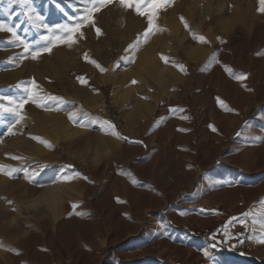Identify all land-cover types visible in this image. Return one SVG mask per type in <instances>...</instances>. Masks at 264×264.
I'll return each instance as SVG.
<instances>
[{
    "label": "rangeland",
    "instance_id": "374dc122",
    "mask_svg": "<svg viewBox=\"0 0 264 264\" xmlns=\"http://www.w3.org/2000/svg\"><path fill=\"white\" fill-rule=\"evenodd\" d=\"M186 1L170 0L158 10L156 28L135 37L134 28L147 29L146 17L135 10L138 0H128L131 8L120 0L103 5L100 0H32L28 10L21 8L22 0H0V24L15 33L0 31V74L11 72L0 81V148L6 151L0 164L6 165L4 176L27 193L23 201L45 199L55 209L52 241L66 251V264H264V11L258 10L259 0ZM216 7L225 16L220 21L232 20L238 31L230 39L219 32L222 47L210 53L208 63L192 62L179 51L174 63L191 84L184 99L183 84L166 81L162 92L149 87L148 97L132 105L127 90L137 84L124 83L123 73L135 70V81L153 79V63L167 59L171 41L178 45L176 32L185 33L191 46L207 44L210 35L199 21L207 22L211 14L219 31ZM166 11L174 12L171 23L162 17ZM112 13L121 17L117 28L129 31L121 49ZM57 25L78 28L71 45L56 39L66 35ZM83 32L86 42L79 43ZM106 32L108 44L100 40ZM107 46L113 54L109 59ZM33 52L39 53L35 59ZM223 78L229 79L222 93L214 87ZM81 89L90 94L81 95ZM215 106L222 115H216ZM177 113L192 121L194 150L185 136L175 139ZM203 124L213 125L214 145L235 126L210 164L202 162L213 156L214 146L199 151ZM155 132L167 138L163 145L145 141ZM103 232L112 234L110 245L100 242ZM82 233L95 237L99 248L86 245Z\"/></svg>",
    "mask_w": 264,
    "mask_h": 264
},
{
    "label": "bare ground",
    "instance_id": "6f19581e",
    "mask_svg": "<svg viewBox=\"0 0 264 264\" xmlns=\"http://www.w3.org/2000/svg\"><path fill=\"white\" fill-rule=\"evenodd\" d=\"M176 1V0H174ZM184 1V0H182ZM188 3H189V0H187ZM186 1V2H187ZM32 3V0H22L21 2V8H27L30 9V5ZM193 3V1H192ZM187 4V3H186ZM220 8V7H219ZM218 7H216V13L218 15V18H222L221 16H223L222 19H224V15H220V9ZM206 10V9H205ZM222 10V9H221ZM161 11H163L161 9ZM204 12V11H203ZM207 12V10H206ZM110 13V12H109ZM122 13V12H121ZM120 13V14H121ZM126 13V12H125ZM160 11L157 12V17L160 15ZM169 12L166 11V13H162V17L164 18L165 17V22L166 23H171V21H173V18L175 17L174 16V12ZM110 15V14H109ZM116 20V24L114 25L115 29L113 28V30H115V36L117 37V46L118 49H121L124 45H125V42L128 40V37L129 36V31H125L123 29H118L117 26L119 24V22L121 21V17L119 16V14L117 13H112L111 14ZM241 15V14H240ZM156 17V18H157ZM213 17L211 14L209 15L208 14V19H207V22H204V21H199V23L201 24H204L205 23V26H203L204 30L207 29L206 31V34L210 37V40H208V43L205 44V45H197V46H191L190 43H187L188 41L185 39L186 37V34L184 33L182 35V33H178L176 32L177 34L175 35V39L177 42H178V45L174 44L173 41L172 42V45H168L171 47L170 49V52L167 54L168 57L167 59L165 60H162V61H155V63H153V66H152V72L154 73V76H153V79H144L143 81L138 79L137 81H135V75L137 73H135V70L134 71H131V72H126V73H123V82L124 83H132V84H137V87L135 90H133L134 88L130 87L128 90H127V94H128V98L130 99V101H132V105L136 106V105H140L141 101L143 100L144 101V98L142 99V97L146 94L149 93V89L153 86H156V89L159 92H162L165 88V84H166V81H172L174 83H176V85L178 83H181L183 84V93L181 92V95L182 98L184 99L185 97V91L186 89L191 85L190 84V79H187L186 81H184V78L182 77V68L181 70L179 69L180 67H177L174 63L179 51H182L188 58V60L192 61V62H198L201 61L202 62H206L208 63L207 61H211L210 60V53L213 51H216L218 50L219 48L222 47V43H219V32L221 33H225L226 37L227 38H232L231 35L234 33V32H237L238 31V26L237 25H234L233 23H231V21L227 20H224L226 21L225 23L226 24H223L221 21L222 19L219 18V21L222 23L219 24V22L217 24H219V31H217V26L215 25L214 21H213ZM97 18V17H96ZM107 18V17H106ZM176 18V17H175ZM207 18V17H206ZM215 18V17H214ZM217 18V17H216ZM217 18V19H218ZM102 19V18H101ZM205 19V18H204ZM216 19V20H217ZM233 19V18H232ZM253 19V18H252ZM203 20V19H202ZM206 20V19H205ZM96 21V20H95ZM94 21V22H95ZM99 22V21H98ZM101 22V21H100ZM216 22V21H215ZM234 22V21H233ZM84 23V22H83ZM82 23V24H83ZM128 23V22H127ZM235 23V22H234ZM90 24V23H89ZM98 24V23H97ZM236 24V23H235ZM211 25L213 26V30L210 31L209 30V27H211ZM90 26V25H89ZM97 26V25H96ZM127 26V25H126ZM202 27V26H201ZM83 28V26H82ZM100 28V27H99ZM212 28V27H211ZM240 28V27H239ZM94 30V27L92 28ZM97 29V28H95ZM201 29V28H200ZM203 29L201 30L203 32ZM81 30V29H80ZM103 30V29H101ZM86 31V30H85ZM89 31V30H88ZM146 31V25L140 27V28H134V30L132 31L135 35V37H137V35H142L144 34ZM186 31V30H185ZM90 32V31H89ZM93 32V31H92ZM95 32V30H94ZM101 32V31H100ZM214 32V34H212ZM80 33V32H79ZM98 35H100L99 33H97ZM108 32L102 35H104L102 38H100V40L102 41V43L107 44L109 43V38H108ZM175 34V33H174ZM80 35V34H79ZM78 35V36H79ZM90 35V33H89ZM168 35V34H167ZM173 35V34H172ZM86 32H83V34L80 36V39H79V43H84L86 42L85 39H86ZM101 36V35H100ZM189 37V36H188ZM209 37H207L209 39ZM93 38V37H92ZM174 38V37H173ZM99 39V38H97ZM78 40V37L77 39ZM191 40V39H190ZM92 41V39H91ZM98 40H96L97 42ZM186 41V42H185ZM94 42V40H93ZM201 42V41H200ZM92 43V42H91ZM130 43V42H129ZM138 43H139V40H138ZM78 44V43H77ZM86 44V43H85ZM84 44V45H85ZM99 44V42L97 43ZM81 45V44H80ZM136 45V44H135ZM93 46H95L93 44ZM103 47V45H101ZM129 46V44H128ZM127 46V47H128ZM166 45V47H168ZM100 47V46H99ZM126 47V48H127ZM136 47V46H134ZM168 47V48H170ZM100 49V48H99ZM103 49V48H101ZM137 49V48H136ZM139 49V48H138ZM125 50V49H124ZM123 50V51H124ZM143 50V49H142ZM169 50V49H168ZM167 50V51H168ZM74 51V50H73ZM140 51V50H139ZM101 52V51H100ZM129 52V50H128ZM146 52V51H143V53ZM142 52H140L141 54ZM4 54V53H3ZM126 54V53H125ZM153 54V52H152ZM212 54V53H211ZM101 55V54H100ZM112 49L110 48V46H107L106 48V58L109 59L111 56H112ZM119 56V55H118ZM123 56V55H122ZM127 56V55H126ZM128 57V56H127ZM7 58V57H6ZM162 58V57H161ZM105 59V57H104ZM103 59V60H104ZM141 59V58H140ZM143 59V58H142ZM153 59V58H152ZM112 60V58H111ZM187 60V61H188ZM144 61V60H143ZM142 61V63H143ZM177 61V60H176ZM107 62V60L105 61ZM154 62V61H153ZM177 63V62H176ZM108 64V63H107ZM147 64V63H146ZM202 64H205V63H202ZM235 65V64H234ZM146 66V65H144ZM236 66V65H235ZM135 67V66H134ZM226 67V66H225ZM139 69V68H138ZM147 69V68H145ZM143 70V69H142ZM8 71V70H7ZM3 72L0 74V81L3 82V79L9 77L10 73L11 72ZM14 73V72H13ZM186 73V72H185ZM184 74V72H183ZM142 75V74H141ZM185 76V75H184ZM192 76V75H191ZM190 76V77H191ZM12 77V75H11ZM189 77V76H188ZM112 78V77H111ZM113 79V78H112ZM229 79V78H223L222 81H219L216 85H215V90L216 91H219V92H222V89L225 88L224 87V83L225 81ZM111 80V79H110ZM114 81V80H113ZM102 82V81H100ZM228 82V81H227ZM120 83V82H119ZM124 83H122L124 85ZM121 84V83H120ZM172 84V83H171ZM233 84V83H232ZM214 85V84H212ZM234 85V84H233ZM208 86V85H207ZM150 87V88H149ZM178 87V86H177ZM209 87V86H208ZM154 88V87H153ZM176 88V86H175ZM213 88V89H214ZM180 89V88H179ZM178 89V90H179ZM212 89V88H211ZM88 90V89H87ZM224 90V89H223ZM91 91V90H90ZM90 91H86V90H83L81 89L80 92L81 95H84V96H87L90 94ZM155 91V93L157 92ZM208 90L205 89V93H207ZM210 91V89H209ZM215 91V93H216ZM154 92V91H153ZM213 92V91H211ZM217 92V93H219ZM167 93V92H166ZM264 93V92H263ZM165 94V93H164ZM209 94H211L209 92ZM208 94V95H209ZM220 94V93H219ZM161 95V94H160ZM207 95V94H205ZM207 95V96H208ZM158 96V95H157ZM206 96V97H207ZM219 96V95H218ZM227 96V95H226ZM148 97V96H146ZM221 97V96H220ZM153 98V97H152ZM159 98V97H158ZM205 98V97H204ZM203 98V99H204ZM208 98V97H207ZM223 98V97H222ZM210 99V98H208ZM226 99V98H225ZM228 99V98H227ZM147 100V99H146ZM159 100V99H158ZM206 99H204L205 101ZM214 101V100H213ZM226 101V100H225ZM98 102V101H97ZM96 102V103H97ZM181 102V101H180ZM198 102V101H197ZM186 103V102H185ZM206 103V102H204ZM144 104V102H143ZM147 104V103H146ZM163 104V103H162ZM173 104V103H172ZM182 104V103H181ZM196 104V103H195ZM217 104V102H216ZM98 106H102L100 102H98L97 104ZM179 107H180V103H178ZM208 105V104H206ZM159 106V105H158ZM161 106V105H160ZM159 106V107H160ZM165 106V105H164ZM203 106V105H202ZM201 106V107H202ZM209 106V105H208ZM207 106V107H208ZM145 107V106H144ZM184 107V105H183ZM212 107V106H211ZM210 107V108H211ZM171 108V106L169 107ZM209 108V110H210ZM215 108V112H216V115H222L221 114V111H220V107L219 106H215L213 107ZM185 109H186V106H185ZM138 110V109H137ZM147 110V109H145ZM149 110V109H148ZM162 111H165L164 109H160ZM183 110V109H182ZM139 111V110H138ZM136 111V112H138ZM155 111V110H154ZM179 111V110H178ZM30 112V111H29ZM37 112V111H36ZM142 112V111H141ZM151 111H149L150 113ZM153 112V111H152ZM160 112V111H159ZM167 112V111H166ZM165 112V113H166ZM170 112V110H169ZM168 112V113H169ZM144 113V112H143ZM146 113V112H145ZM176 113V112H175ZM179 113V112H178ZM178 113L174 116L175 117V122L173 123V125L175 124V126L177 127V129H175V133H174V136H175V139L176 140H179L180 137L183 135L187 138V145L190 149H195L196 146H197V143L195 142V131H194V128H193V124H192V121L189 118L186 117L185 115V119L181 118L180 115H178ZM135 114V112H134ZM133 114V115H134ZM147 116H148V112L146 113ZM130 115V114H129ZM138 115V113H137ZM151 115V114H150ZM156 115V114H155ZM158 115V114H157ZM164 115V114H163ZM209 115V114H208ZM207 115V116H208ZM146 116V115H145ZM146 116V117H147ZM165 116H168L167 113ZM179 116V117H178ZM141 117V116H140ZM160 117V115L158 116ZM173 117V116H172ZM218 117V116H217ZM221 117V116H220ZM142 118V117H141ZM145 118V117H144ZM151 119L154 118V117H150ZM157 118V117H156ZM163 118V117H162ZM167 118V117H166ZM151 119H150V122H151ZM158 119V118H157ZM156 119V121H157ZM133 120V119H132ZM136 120H138L136 118ZM146 120V119H145ZM155 120V118H154ZM161 120V119H160ZM159 120V121H160ZM206 120V119H205ZM130 121V120H129ZM166 121V119H165ZM164 121V122H165ZM173 121V120H172ZM221 121V120H219ZM132 123V121H130ZM135 123V121H133ZM149 121H147L148 123ZM153 122V121H152ZM151 122V123H152ZM161 122V121H160ZM163 122V123H164ZM213 122V121H212ZM129 123V122H128ZM133 123V124H134ZM166 123V122H165ZM164 123V124H165ZM217 123H220V122H217ZM138 124V123H137ZM162 124V123H161ZM139 125V124H138ZM137 125V126H138ZM142 125V124H141ZM144 125V124H143ZM147 125V124H146ZM163 125V124H162ZM167 125V123H166ZM165 125V126H166ZM170 125V123H169ZM219 125V124H218ZM149 126V125H148ZM157 126V125H156ZM171 126V125H170ZM169 126V128H170ZM213 126V125H212ZM211 125H207V124H203L201 127H202V131L199 132V140H198V145H199V151L200 153L207 150V149H210L212 148V145L214 146V154L211 158L209 159H203V162L202 163H205V164H210L212 163L213 161H215V159L217 158L218 154L220 153V150L222 149V147L225 145V139H226V136L232 132L235 128L232 127L230 130H227L225 132V137H224V140H218L220 141L218 144L214 145L213 141H212V136H213V133H214V130L211 128L212 127ZM217 126V125H216ZM225 126V124H224ZM155 127V126H154ZM140 128V127H139ZM149 128V127H148ZM160 128V127H158ZM166 128V127H165ZM161 129V128H160ZM159 129V130H160ZM172 129V127L170 128ZM219 129V128H218ZM224 129V128H223ZM140 130V129H139ZM154 130V129H153ZM152 130V131H153ZM163 130V129H162ZM165 130V129H164ZM177 130V131H176ZM220 130V129H219ZM225 130V129H224ZM223 130V131H224ZM155 131H158L157 127H156V130ZM174 132V131H173ZM220 132H222L220 130ZM172 133V132H171ZM169 133V134H171ZM140 135V134H139ZM161 135V134H160ZM159 135L158 132H155V133H152V135L150 137L147 136V139L145 141L147 142H150L149 144L151 145H156V146H160V145H163L164 144V141L166 140L167 141V138H163ZM163 135V133H162ZM17 137V136H16ZM168 137V135L166 136ZM145 139V138H144ZM165 139V140H164ZM174 139V140H175ZM12 140V139H11ZM170 140V139H169ZM168 140V141H169ZM214 140V139H213ZM4 142V141H3ZM16 142V141H15ZM15 142H11L10 144H15ZM19 142V141H18ZM113 142V141H112ZM111 142V143H112ZM21 143V142H19ZM18 143V144H19ZM168 143V142H167ZM183 143V142H182ZM17 144V143H16ZM113 144V143H112ZM114 145L115 147L118 146V143L117 142H114ZM172 146V145H171ZM173 147V146H172ZM179 147V146H178ZM114 148V146H113ZM155 148V147H154ZM165 148V146L163 147ZM169 148V147H168ZM174 148V147H173ZM198 148V147H197ZM151 150V148L149 149ZM154 150V149H153ZM152 150V151H153ZM169 150V149H168ZM171 150V149H170ZM169 150V151H170ZM173 150V149H172ZM156 151V150H155ZM198 151V152H199ZM157 152V151H156ZM159 152V151H158ZM94 153V152H93ZM151 153V152H150ZM6 154V151L5 149H1L0 148V155H4ZM157 154V153H156ZM190 154V153H189ZM109 154L106 155V158L108 157ZM111 155V154H110ZM159 155V154H158ZM176 155V153L174 154ZM195 157V155H193ZM192 156V157H193ZM197 156V155H196ZM49 157V156H48ZM98 157V156H97ZM96 155L92 154L91 153V156L90 158L93 159V160H96ZM112 157V156H111ZM157 157V156H156ZM173 157V155H172ZM88 157L85 155H80V159L82 161H85ZM101 158V156H100ZM99 158V159H100ZM105 158V157H104ZM153 158V157H152ZM154 159V158H153ZM174 159V158H173ZM227 160H229V158L226 157ZM98 160V159H97ZM105 160V159H104ZM104 160H101V161H104ZM193 160V159H192ZM199 160V159H198ZM196 160V161H198ZM99 161V160H98ZM97 161V162H98ZM107 161V160H106ZM157 161V160H156ZM96 162V163H97ZM201 162V161H200ZM151 163V162H149ZM156 164V163H155ZM0 165H3L5 166L3 168L2 171H0V264H22L23 261H29V262H32V263H35V264H66V251H59L58 250V246H56L55 242L52 241V236L54 234V228L57 226V213H55V209L53 207H51V205L49 204V202L45 199H34V200H29V201H23V197L27 195V193L24 194L25 190L24 189H20V187L16 184V180H9L6 176H4V172L6 171V165L4 164H0ZM150 165V164H149ZM179 165V164H178ZM194 165H195V162H194ZM201 165V164H200ZM99 166V165H98ZM97 166V168H98ZM182 166V165H181ZM176 167V165H175ZM180 168V167H179ZM175 169V168H174ZM198 169V168H197ZM200 169V168H199ZM203 169V168H202ZM184 170V169H183ZM197 171V170H196ZM195 171V172H196ZM184 173V172H182ZM187 173V172H185ZM190 175H192L190 172H189ZM186 175V174H185ZM188 176V175H187ZM186 176V177H187ZM185 177V176H184ZM195 178H196V175H195ZM108 179V178H107ZM190 179V177H189ZM106 180V179H105ZM9 181V182H8ZM5 182H8V184H6ZM126 183V182H125ZM124 183V184H125ZM127 184V183H126ZM125 184V185H126ZM127 186V185H126ZM128 187V186H127ZM126 187V189H127ZM49 189V188H48ZM239 188H233L231 190H229V193L233 192V191H237ZM257 189V188H256ZM261 189V188H260ZM96 190V186H92L91 187V191L92 192H95ZM259 190V189H258ZM128 194V193H126ZM126 196V195H125ZM249 196V195H248ZM126 198V197H125ZM128 198V197H127ZM249 199V198H248ZM165 201V200H164ZM248 202V201H247ZM158 203V202H157ZM246 204V203H245ZM116 205V204H115ZM62 206V205H61ZM66 206H71V203L69 204H66ZM149 206V205H148ZM157 206V205H156ZM66 207V208H67ZM114 207V206H113ZM116 207V206H115ZM61 208V207H60ZM65 208V209H66ZM77 208V207H76ZM152 208V206H151ZM70 209V208H69ZM118 209V208H117ZM116 209V210H117ZM21 210V213H19ZM67 210V209H66ZM65 210V211H66ZM80 210V209H79ZM64 211V212H65ZM75 211V209H74ZM67 212V211H66ZM65 212V213H66ZM76 212H78V209H76ZM64 213V214H65ZM71 213H73V211H71ZM80 213V212H79ZM84 213V212H82ZM77 214V213H76ZM66 215V214H65ZM73 216L74 213L72 214ZM71 215V216H72ZM61 216V215H60ZM59 216V217H60ZM142 216V215H141ZM67 217V216H65ZM63 218V217H62ZM61 219V218H60ZM65 219V218H64ZM63 222V221H62ZM62 223H60L59 226H61ZM149 230V229H148ZM114 234V233H113ZM100 242L102 244H107V245H110L111 244V241H112V234L111 233H106V232H103L102 234H100ZM82 239L87 243L86 245H88L89 247H92V249H95L98 245H99V242L98 240L95 238V237H89V236H86L85 233H82ZM79 247V246H78ZM41 248V250L43 249H47V251H45L44 253H40L38 250ZM99 247H97L98 249ZM118 253V252H117ZM69 257H73L74 258H78L76 253L75 252H70V255ZM72 259V258H71ZM69 259V260H71ZM68 260V261H69ZM27 264V263H26Z\"/></svg>",
    "mask_w": 264,
    "mask_h": 264
},
{
    "label": "snow or ice",
    "instance_id": "6c2138e0",
    "mask_svg": "<svg viewBox=\"0 0 264 264\" xmlns=\"http://www.w3.org/2000/svg\"><path fill=\"white\" fill-rule=\"evenodd\" d=\"M105 2H109V0H100L101 5H103ZM169 2L170 0H138V2L135 4V10L138 13V15H140L141 17H146L147 19V29L144 34L145 36H147L149 33H151L156 28V25L154 24V20L157 17V12L159 9L166 7ZM259 3L261 4V7L258 10L264 11V0H259ZM120 4L124 8L133 7V4L129 3L128 0H120ZM142 7L144 10H141ZM84 19L87 20L89 19V17L85 16ZM56 27L62 29V31L66 34L65 36H58L56 37V39L65 40L69 45H71V43L73 42L72 33L78 31V28L69 27L67 25H63V26L57 25ZM185 27L187 28L188 25L185 24ZM0 31H8V32L13 33V35H15L11 27L5 28L3 24H0ZM97 31H99V29H97ZM42 39L52 40V37H42ZM199 39L203 41L204 37L200 36ZM25 49L27 50V45H25ZM48 50H49L48 48L44 49V51H48ZM38 54H39L38 52H33V59H35ZM3 111L9 112V111H12V109L4 108ZM70 118H73V117L70 115ZM9 131H11V129H9ZM4 167L5 166L0 165V171H2ZM7 174L11 175V172H8ZM205 254L207 255V253Z\"/></svg>",
    "mask_w": 264,
    "mask_h": 264
}]
</instances>
